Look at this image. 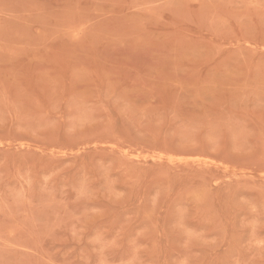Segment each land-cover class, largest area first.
<instances>
[{"label": "rangeland", "instance_id": "1", "mask_svg": "<svg viewBox=\"0 0 264 264\" xmlns=\"http://www.w3.org/2000/svg\"><path fill=\"white\" fill-rule=\"evenodd\" d=\"M0 264H264V0H0Z\"/></svg>", "mask_w": 264, "mask_h": 264}]
</instances>
